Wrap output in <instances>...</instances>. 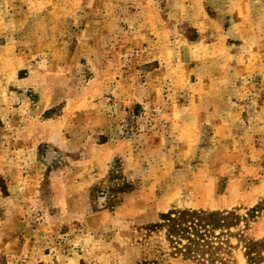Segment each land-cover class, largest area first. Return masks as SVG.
I'll return each instance as SVG.
<instances>
[{"label":"rangeland","instance_id":"rangeland-1","mask_svg":"<svg viewBox=\"0 0 264 264\" xmlns=\"http://www.w3.org/2000/svg\"><path fill=\"white\" fill-rule=\"evenodd\" d=\"M181 209L264 264V0H0V264H209Z\"/></svg>","mask_w":264,"mask_h":264},{"label":"trees","instance_id":"trees-1","mask_svg":"<svg viewBox=\"0 0 264 264\" xmlns=\"http://www.w3.org/2000/svg\"><path fill=\"white\" fill-rule=\"evenodd\" d=\"M161 216L158 225L165 229L175 253L209 264H225L231 247L226 233L236 224L232 211L181 209Z\"/></svg>","mask_w":264,"mask_h":264}]
</instances>
